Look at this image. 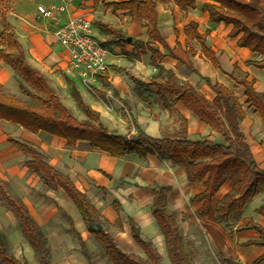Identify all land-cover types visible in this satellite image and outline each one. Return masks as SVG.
Here are the masks:
<instances>
[{"label":"trees","instance_id":"1","mask_svg":"<svg viewBox=\"0 0 264 264\" xmlns=\"http://www.w3.org/2000/svg\"><path fill=\"white\" fill-rule=\"evenodd\" d=\"M107 8L115 11L134 10V1L117 0L108 3ZM168 0H143L138 4V13L153 42L160 43L165 49L169 46L159 32V2ZM182 9L188 10L196 6L197 0H174ZM204 12H208L214 24L224 23L232 27L230 37L239 39L238 46L248 48L258 53L262 59L250 61L248 65L264 70V0H205ZM7 0H0V19L6 20L8 14ZM107 27V26H106ZM109 27V26H108ZM107 27V28H108ZM110 32L117 34L111 27ZM190 40H197L202 45L206 59L216 67L218 60L215 53L205 43V35L199 32V25L190 23L184 30ZM128 44L127 36L118 35L113 41L104 43ZM195 55L196 51L192 50ZM157 57L163 55L154 50L153 64L158 66ZM171 57L179 58L171 52ZM10 65L15 71L20 91L26 99L13 93H7L4 85L0 84V121L17 125L29 133H46L52 137L63 139L67 146L75 149L79 143H88L92 149L100 150L114 158L128 155H138L142 158L156 155L168 160L186 170L188 180L192 183H202L205 190L191 200L192 203L203 202L198 215L208 216L212 210L214 198L227 183L231 191L221 199L216 206V220L231 227L239 223L250 202L260 194H264V169L258 164L251 145L247 141L241 124L247 118V112L238 97L223 85L208 84L216 93L213 102L196 90L191 84L181 82L172 71L160 68L148 84L140 86L155 87L165 108L172 110L174 104L182 102L202 123L222 135L224 143H215L210 139L193 141L188 136V120L179 114L180 129L172 135L155 139L140 131L137 137L112 133L104 125L100 113L94 111L85 103L78 86L68 80L72 95L79 107L88 117L80 120L64 104L57 94L49 77L35 67L29 60L23 44L16 32L6 25L0 33V63ZM159 67V66H158ZM98 78H104L103 75ZM241 84L246 89L247 105L255 108L264 122V92L258 91L254 84L247 79ZM116 98L119 97L116 95ZM10 142L24 155L29 157L26 166L38 175L51 189H61L73 201L81 213L90 234L102 246L105 257L112 264H161L162 256L154 245L142 237L141 230L134 220H130L132 235L137 244L144 250L147 260L130 254L118 244L115 237L107 230L110 222L93 204L86 193L81 191L71 180L70 176L57 170L47 156L35 145L20 140ZM171 187L158 186L153 189V215L165 236L169 258L172 264H189L185 251L177 214L168 208V193ZM0 201L14 214L19 229L28 244L39 259L40 264H51V247L47 231L36 218L26 202L18 195L9 192L8 184L0 178ZM115 207L120 206L116 202ZM264 216V205L257 209ZM71 230L80 244V251L89 264H95L92 254L83 236L74 228ZM118 223H121L118 220ZM103 229L100 230L99 227ZM255 230L260 235L259 241L248 242L244 246L264 247V228L250 223L238 228L237 232ZM264 262V255L254 264ZM0 264H30L27 258L19 259L14 256L6 245V240L0 229Z\"/></svg>","mask_w":264,"mask_h":264},{"label":"crops","instance_id":"2","mask_svg":"<svg viewBox=\"0 0 264 264\" xmlns=\"http://www.w3.org/2000/svg\"><path fill=\"white\" fill-rule=\"evenodd\" d=\"M123 1H134L136 3L135 9L115 11L113 8H107L104 0H84L83 3H73L69 8V13L63 16L62 22L78 15L92 19L94 34L103 44L113 41L118 35L127 36L128 44L117 45L114 43L109 45L110 56L107 71L103 74L104 78H98L94 82L100 89H112L115 97L117 95L120 100L127 102L131 100L132 89L139 92L150 89L157 93L158 90L155 87L143 85L141 87L140 83L148 84L154 76L159 74L160 68H163L166 71H172L181 82L191 84L211 102L214 101L216 93L208 81L213 85L220 84L228 88L238 97L244 108L247 97L245 95L246 89L241 84L242 80L254 81L255 88L264 92V70L248 65V62L259 61L262 57L248 48L239 47V39L230 37L232 27H227L224 23H212L210 14L203 10L205 0H197L196 6L188 10H182L174 0L159 2L157 7L159 13L158 29L169 49H165L160 43L153 42L150 38L148 28L144 26L147 21L142 20L138 13V4L143 0ZM63 2L64 0H14L13 3V0H7L8 14L6 20L0 19V33L6 25H9L16 32L30 62L35 67L46 74L49 79L60 83L61 86H67L68 80H72L78 86L81 95H84L83 83L79 76L72 71L67 52L57 41L55 32L58 26L43 20L38 15L39 6ZM113 2H117V0L108 1V3ZM9 4H13L12 7ZM192 22L199 25V32L202 35L206 34L205 43L215 53L218 60L217 67L204 57L202 45L197 40H190L186 36L185 27ZM106 26L111 27L117 34L110 32L109 27ZM154 50H158L163 55L162 58L157 57L159 67L154 65L152 61ZM192 50L196 51L195 55L192 54ZM171 52L179 60L172 58ZM14 76L15 71L10 65L4 62L0 63V84L7 85ZM158 98L163 106L164 114L168 113V115L164 118L158 116V123L155 122L150 128L148 124L143 126L140 124L138 134L133 132L116 134L137 137L140 131H143L152 138L161 139L166 136L164 134H167L163 132L166 131L164 128L169 115L177 114L179 118V114H181L188 120V136L191 140L210 139L215 143H224L222 135L202 123L198 116L187 109L182 102L175 103L172 110H167L159 95ZM85 103L100 113L101 119L105 116L103 108L96 106L92 99L89 98ZM246 112L247 118L241 124V129L250 124L253 130L259 131L261 125H258L257 117L261 119L262 125L264 124L259 113L253 107L249 109V112L247 110ZM57 139L65 141L60 138ZM65 143L67 145L66 141ZM80 144H87L91 148L88 143H79L73 149L76 152H72L70 157L83 153V151L78 150ZM92 150L95 152L88 155L84 154L83 157L78 156L77 159L82 160L84 166L78 164L79 167L76 168V172L72 171L67 175L81 191L88 195L96 207L97 204L94 200L98 199L99 191L108 194L109 199L117 198L112 202L111 207L100 212L110 222L108 227L112 229L111 231L107 230L115 237L120 247L128 253L147 260V255L132 235L130 220H134L141 230L142 237L151 242L161 254V264L165 261L172 263L168 255L165 236L153 215V189L158 186H166L171 187L167 198L169 210L175 212L179 219H183L185 215L189 218L187 225L182 228L187 232V235H183L180 228L183 237L186 236V238L184 237V244L187 257V242L197 247L201 242H204V244L214 247L226 260H239L241 264H254L264 255V247L244 246L248 242L260 240V235L255 230L237 232L238 228L246 227L250 223H255L264 228V216L257 213V209L264 205V194H260L249 203L241 221L234 226V235H232L225 223L216 220L217 203L231 191L230 182H227L214 198L210 214L201 217L198 212L203 202L192 203L191 200L205 190L204 185L190 182L183 167L168 160H162L156 155H148L142 158L134 154L114 158L100 150ZM261 150L257 147L252 149L258 164L264 169V152L257 154V151ZM71 162L77 165V161L72 160ZM139 170L138 175L140 176L128 174ZM125 190H130L132 194L136 195L140 199L139 203L149 205L150 213L147 216V221L150 224H147L146 228L145 224H141L133 214H129V217L125 219V211L123 210L125 206L121 201L125 196ZM64 195L68 217L72 218L74 228L83 236L84 240L89 241L88 233L90 232L81 213L73 201L65 193ZM116 202L120 204L118 208L114 205ZM146 206H142V208L145 209ZM138 213L142 215L141 211ZM118 220L121 221L122 227L117 229L115 225ZM205 236L207 243L203 240ZM68 237L70 236L68 235ZM56 247L57 250L62 249L60 250L61 257L56 259L57 264H89L74 242H70L68 249H66L63 241L59 239ZM57 250L54 248V251ZM96 264L112 263L105 257L104 260H97ZM260 264H264V262Z\"/></svg>","mask_w":264,"mask_h":264},{"label":"rangeland","instance_id":"3","mask_svg":"<svg viewBox=\"0 0 264 264\" xmlns=\"http://www.w3.org/2000/svg\"><path fill=\"white\" fill-rule=\"evenodd\" d=\"M14 3V0H13ZM13 4H9L12 7ZM93 80L89 84H83V99L86 101L89 98L94 101V104L101 109L103 108L104 115L102 117L103 123L113 133H136L138 134V128L140 124H148L153 126L155 122L158 123L157 118H164L168 113L164 114L163 106L159 101L156 92L149 90L146 91H134L132 89V97L130 101H122L114 96V91L111 89H100L96 86ZM51 84L54 86L57 94L60 96L64 104L71 110L75 117L84 121L88 120V117L79 107L76 99L72 95L71 86L68 83L67 86H61L60 83L50 79ZM59 82V81H58ZM4 89L7 93H13L18 97L26 99L19 88V82L14 76L11 78L10 83L4 85ZM82 94V93H81ZM245 108L249 112V105L245 102ZM177 114H170L166 120L163 133L164 135L174 134L180 129V122ZM148 127V126H146ZM243 132L246 135L247 141L251 145V148L262 149L257 151V154L264 152V124L261 125L259 131L252 129L250 124L243 126ZM27 141L36 147H38L48 158V161L57 169L61 170L65 174H70L72 171L76 172L78 164L82 167L84 162L77 159L78 156L88 155L93 151L87 144H80L78 150L83 151L82 154H77L75 157L70 154L76 152L69 148L65 141L59 140L46 133H40L34 135L32 133L24 131L21 127L9 122L0 121V178L8 184L9 192L23 198L26 204L29 206L33 216L41 223L48 233L50 246L52 250L51 264H57L56 259L61 257L62 249H56V243L60 239L63 241L65 248L68 249L70 242H74L76 246L80 248V244L77 239L70 232L71 221L68 217V209L65 206V195L62 190L49 188L44 181L35 173L31 172L26 166V162L29 157L24 155L15 146L12 145L10 140ZM162 159V158H161ZM72 160L77 161V165ZM135 160V159H134ZM164 160V159H162ZM139 171H134L128 174H139ZM140 176V175H138ZM124 183V181H123ZM125 196L122 198L125 209V219L129 217V214H133L134 217L141 224H150L147 221L149 215V205L139 203L138 197L132 194L130 190L124 191ZM117 198H108V194L99 191L98 199L94 200L100 211H105L106 208L111 207L112 202ZM71 202V201H70ZM72 203V202H71ZM73 204V203H72ZM75 206V205H74ZM142 206H146L145 209ZM143 209V210H142ZM66 212H65V211ZM141 211L142 215L138 212ZM180 228L186 226L188 223V217L185 215L183 219L177 217ZM122 223H116L115 228H121ZM0 229L2 230L6 245L9 251L19 259L27 258L30 264H40L36 254L28 244L27 240L23 236L19 229L17 220L14 214L0 201ZM111 231V227L107 228ZM231 229V227H229ZM183 235H187L182 229ZM68 235L70 237H68ZM90 238L87 241V246L92 254L95 264L97 260H104L105 254L102 246L97 240L88 233ZM186 238V236H184ZM203 240L207 243L206 236ZM55 250L57 251H54ZM188 261L189 264H241L239 260H226L223 255L218 253L214 247L208 246L201 242L199 247L187 242ZM55 252V253H54ZM197 259V261H196ZM163 264H172L165 261Z\"/></svg>","mask_w":264,"mask_h":264},{"label":"built area","instance_id":"4","mask_svg":"<svg viewBox=\"0 0 264 264\" xmlns=\"http://www.w3.org/2000/svg\"><path fill=\"white\" fill-rule=\"evenodd\" d=\"M84 0H64L63 3L39 6L38 15L43 20L58 26L57 41L68 54L69 65L83 84H89L106 73L110 49L95 36L92 19L78 15L62 22L73 3Z\"/></svg>","mask_w":264,"mask_h":264},{"label":"bare ground","instance_id":"5","mask_svg":"<svg viewBox=\"0 0 264 264\" xmlns=\"http://www.w3.org/2000/svg\"><path fill=\"white\" fill-rule=\"evenodd\" d=\"M258 119H257V122H258V125H262V121H261V119L259 118V117H257Z\"/></svg>","mask_w":264,"mask_h":264},{"label":"water","instance_id":"6","mask_svg":"<svg viewBox=\"0 0 264 264\" xmlns=\"http://www.w3.org/2000/svg\"><path fill=\"white\" fill-rule=\"evenodd\" d=\"M129 40H130V39H129ZM99 229H100V230H102V229H103V227H102V226H100V227H99Z\"/></svg>","mask_w":264,"mask_h":264}]
</instances>
